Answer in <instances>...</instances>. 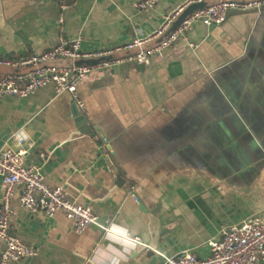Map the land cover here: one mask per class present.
Listing matches in <instances>:
<instances>
[{
  "label": "crops",
  "instance_id": "crops-1",
  "mask_svg": "<svg viewBox=\"0 0 264 264\" xmlns=\"http://www.w3.org/2000/svg\"><path fill=\"white\" fill-rule=\"evenodd\" d=\"M138 1L72 0L59 24L55 0H0V58L78 36L86 51L123 46L189 0H157L148 10ZM110 72L78 86L93 134L79 130L72 97L52 84L0 99V149L14 132L33 141L25 163L48 154L46 182L63 184L98 216L77 233L62 211L28 212L18 188L12 229L37 254L11 264H163L185 250L207 258L223 229L264 217V7L196 24L144 71ZM151 212L160 227L155 248Z\"/></svg>",
  "mask_w": 264,
  "mask_h": 264
},
{
  "label": "built area",
  "instance_id": "built-area-1",
  "mask_svg": "<svg viewBox=\"0 0 264 264\" xmlns=\"http://www.w3.org/2000/svg\"><path fill=\"white\" fill-rule=\"evenodd\" d=\"M58 10V23H64V14L72 0H55ZM210 1L185 16L179 24L172 23L194 3ZM157 0H140L135 3L139 10H148ZM264 7V0H189L166 17L164 23L148 35L136 36L129 43L113 49L86 51L82 49V37L60 38L49 49L32 53L19 59L0 58V65L27 69L25 73H0V99L5 95L26 98L48 84L54 86L55 93H67L79 109L85 104L79 93V84L90 74L111 71L123 63L150 65L153 56L174 43L186 38L190 28L196 24L214 26L222 24L230 9L258 11ZM190 46H193L191 44ZM138 48L139 52L122 58L107 60L90 65L77 66L80 59L105 57L114 53ZM57 59H70L71 67L48 65ZM7 145L0 149V239L4 246L0 252V264H11L27 260L37 254L35 246L26 244L12 229L14 209L12 200L18 188L19 201L31 214L43 212L52 217L62 211L73 222L77 233L84 232L98 219L88 204L77 203L68 198L63 184L49 185L43 174V165L48 154L40 153L41 163L26 164L25 156L34 148L31 140H26L19 132L8 138ZM210 255L198 258L191 250L167 257L163 264H264V217L255 215L240 224L223 229L220 236L209 241Z\"/></svg>",
  "mask_w": 264,
  "mask_h": 264
},
{
  "label": "water",
  "instance_id": "water-1",
  "mask_svg": "<svg viewBox=\"0 0 264 264\" xmlns=\"http://www.w3.org/2000/svg\"><path fill=\"white\" fill-rule=\"evenodd\" d=\"M210 3V1H205L203 3H194L192 5H190L189 7L186 8V10L179 16L178 21L180 22L185 16H187L188 14H190L192 11H194L195 9L202 7L203 5ZM252 10H234V9H230L227 12V16L233 13H246ZM139 52L138 48H134L131 50H126L123 52H118V53H114L105 57H100V58H91V59H80L77 60L76 65L77 66H82V65H90V64H94V63H99V62H103V61H107V60H113V59H117V58H122L128 55H132V54H136ZM58 60H65L67 61V64H59L57 63ZM48 65H52V66H57V67H71L72 66V61L70 59H57L54 61H50L47 63ZM130 68H135L139 71H144L147 66L143 65V64H136V63H123L120 66H117L115 68H113L111 70L110 73H119L121 71L130 69ZM27 71V69H18L15 66H9V65H0V73H25ZM74 112L76 114V116L80 119L79 122L77 123L79 130L82 133H86V134H93L92 133V128L90 127L88 120L84 117L81 116L80 114V110L79 108L76 106V104L74 103ZM113 158L117 161V159L113 156ZM144 210H146L144 208ZM149 219H150V223H151V227H150V233H151V239H152V243L151 246L153 248L157 247V244L159 242L160 239V227H159V223H158V218L156 217V215L154 214V212H151L149 214Z\"/></svg>",
  "mask_w": 264,
  "mask_h": 264
}]
</instances>
